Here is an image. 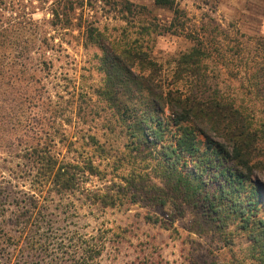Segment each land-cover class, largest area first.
I'll return each instance as SVG.
<instances>
[{"label":"trees","instance_id":"trees-1","mask_svg":"<svg viewBox=\"0 0 264 264\" xmlns=\"http://www.w3.org/2000/svg\"><path fill=\"white\" fill-rule=\"evenodd\" d=\"M103 1V7L125 23L119 34L114 36L107 26L86 20L77 27L83 47L99 53L102 78L96 91L98 98L126 128L131 141L125 159L129 168L119 178L125 187L111 196L108 192L96 194L97 205L114 206L129 195L152 191L161 207L169 199L201 207L219 229L237 223L250 243L256 264H264V183L260 177L264 173V126L254 113V105L248 107L243 100L237 103L233 96H223L214 82L218 63L229 65L228 75H243L247 80L249 102L264 99V66L249 59V39L237 35L231 41L227 36L217 40L208 37L202 26L188 31L187 14L175 0H153L155 8L172 15L164 30L156 22L141 20L149 14L145 6L128 0ZM54 15L60 21L59 14ZM37 28L36 22L25 21L28 31L36 33ZM164 33L192 43L172 58L167 68L152 55L156 39ZM5 34L6 30L0 31L2 56L11 45V38ZM48 41L36 46L25 36L24 92L16 98L19 91L11 86V90L0 93V103L5 104H0V126L10 127L7 133L11 131L7 154L19 160L13 172L21 175L31 198L36 199L21 213L9 212L0 200V258L5 264L25 255L38 263L39 256L48 251V236L39 231L40 200L72 192L89 176L104 178L101 164H95V156L84 150L87 145L78 147L83 148L84 155L83 151L77 154L76 142L68 134L74 117L69 115L75 105H79L74 112L77 124L82 125L81 116L87 117L81 111L87 92L66 86L52 95L42 84L54 63L48 53L55 46ZM250 42L264 54V37ZM229 54L235 58H226ZM38 73H43L42 77L37 78ZM19 97L24 99L22 108ZM71 153L76 156L68 158L66 154ZM151 177L157 182L152 183ZM11 216L16 221L14 226ZM102 245L95 244L90 255L100 257ZM12 246L16 247L14 252L9 251Z\"/></svg>","mask_w":264,"mask_h":264},{"label":"rangeland","instance_id":"rangeland-1","mask_svg":"<svg viewBox=\"0 0 264 264\" xmlns=\"http://www.w3.org/2000/svg\"><path fill=\"white\" fill-rule=\"evenodd\" d=\"M128 1L147 8L149 14L142 16L141 20L156 22L161 30L170 23L171 13L155 8L153 0ZM175 2L187 14L188 31L202 26L208 37L222 40L227 36L228 41L237 35H244L252 46L248 50L251 53L249 59H255L264 66L263 52H257L250 42L255 37H264V0ZM104 3L103 0H0V31L6 30L5 35L11 38L10 48L3 56L0 51V93L11 90V86L19 91L15 94L16 98L24 92L27 65L25 36L28 42H35L36 46L41 45L43 40H53V43L48 41L55 46L48 55L54 59V63L42 84L52 95L66 86L69 90L77 87V92H81V89L87 92L86 104L81 106V111L87 117L80 115L82 119L80 117L79 123L82 125H78L74 112L79 110V105H75L69 115L74 117L72 125L67 127L68 134L76 142L74 148L77 154L83 151L78 147L86 144L84 150L95 156V164L100 163V170L104 173V178L89 176L81 180L72 192L52 194L45 201L40 200L43 208L39 231L48 236V251L39 256L38 263L25 255L13 257L9 264H256L250 243L238 224L219 229L217 222L212 221L201 207L185 205L178 199H169L168 204L161 207L156 204L157 195L152 191L141 196L129 195L114 206L97 205L96 194L108 192L111 196L119 187H125L124 181L119 178L129 168L126 160L131 141L126 128L98 98L96 91L102 78L98 70L99 53L95 48L83 47L77 27L79 22L86 20L97 23L96 26H107L111 34L118 35L119 28L125 23L118 20V14L110 13L108 7H103ZM55 12L59 14L60 21L55 17ZM29 19L38 24L36 33L25 29V21ZM164 34L156 39L152 55L167 68V63L189 49L192 43L182 37ZM226 58L235 57L229 54ZM218 66L219 73L214 82L223 96H233L237 103L243 100V105L248 107L254 105V113L264 126V99L249 102L247 95L250 86L244 76L228 75L231 71L229 65L224 67L218 63ZM42 75L38 73L36 77ZM18 102L22 108L24 99L19 97ZM1 105L3 107L5 104ZM6 106L12 107L7 103ZM4 111L8 112L6 109ZM2 115L0 108V117ZM9 128L1 129L0 126V200L6 204L9 212L21 213L35 198H31L25 181L19 178L21 175L13 172L19 160L7 154L11 147V131L7 133ZM90 136L94 137L93 141L89 140ZM66 155L68 158L76 156L72 153ZM260 177L264 183V173ZM151 182L157 181L151 177ZM10 223L16 225L14 217ZM99 242L103 243L102 252L100 257L94 258L90 252ZM15 248L12 246L9 251L14 252ZM0 264H5L1 258Z\"/></svg>","mask_w":264,"mask_h":264}]
</instances>
